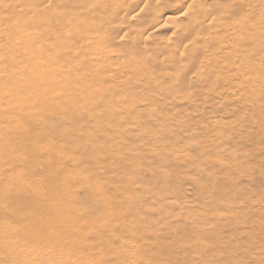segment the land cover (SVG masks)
Wrapping results in <instances>:
<instances>
[{
    "label": "rangeland",
    "instance_id": "374dc122",
    "mask_svg": "<svg viewBox=\"0 0 264 264\" xmlns=\"http://www.w3.org/2000/svg\"><path fill=\"white\" fill-rule=\"evenodd\" d=\"M253 1L249 20L264 17V0ZM217 36L236 61L214 82L192 83L189 92L168 83L161 92L153 79L117 69L118 76L105 81L117 110L94 112L89 99L60 94L55 102L72 105V111L62 114L41 100V111L36 104L34 115H20L23 132L39 136L44 130L41 139L54 144L46 153L54 157L49 162L26 156L17 134L11 138L17 149L3 146L0 129V217L11 216L5 206L25 194L7 188L19 179L47 196L79 174L99 186L89 195L92 210L107 213L123 236L128 230L137 235L134 250L123 239L122 264H131L133 251L139 264H264V35L253 39L230 30ZM2 50L1 62L31 59ZM6 106L0 105V115L18 112ZM58 114L69 115L64 135L53 133L51 119ZM12 154L22 162L11 164Z\"/></svg>",
    "mask_w": 264,
    "mask_h": 264
},
{
    "label": "bare ground",
    "instance_id": "6f19581e",
    "mask_svg": "<svg viewBox=\"0 0 264 264\" xmlns=\"http://www.w3.org/2000/svg\"><path fill=\"white\" fill-rule=\"evenodd\" d=\"M253 2L0 0V49L31 57L27 61H0V105L7 104L13 112L18 110L15 115L1 112L0 122H7L5 128H0L3 146L17 149L15 140H11L12 133L17 134L26 156L49 162L51 155L46 153L53 143L50 146L51 141L41 139L44 130L39 136L23 132L26 120L20 115H34L31 113L36 104L41 111V100L62 114L63 110L72 111V105L55 102L60 94L73 101L89 99L97 106L94 112L117 110L115 95L105 84L106 79L118 76L117 69L153 79L161 92L168 83V88L172 83L189 92L192 83L198 86L202 81L218 80L224 69L236 61L218 38L219 31L224 34L240 30L244 37L253 39L264 35V31H257L264 28V17L249 20ZM24 4L29 7L19 10ZM14 37V42L5 44ZM112 53L116 57H111ZM6 64L12 68H4ZM183 69L193 76L187 78ZM108 107L111 110L100 109ZM68 116H52L54 134L66 133ZM17 161L22 159L12 154L10 163ZM33 186L19 179L7 187L25 194L5 206L11 216L0 217V264H122L124 251L120 252V248L127 246L125 240L135 249L134 232L128 230L129 236H123V229L107 213L92 210L89 195L97 194L99 186L92 185L88 177L68 176L47 196L33 191ZM80 191L83 196L77 195ZM137 256L138 252L133 251L131 264H139Z\"/></svg>",
    "mask_w": 264,
    "mask_h": 264
}]
</instances>
